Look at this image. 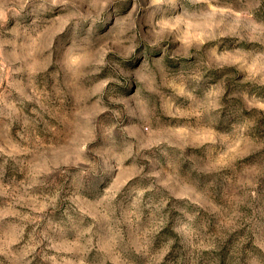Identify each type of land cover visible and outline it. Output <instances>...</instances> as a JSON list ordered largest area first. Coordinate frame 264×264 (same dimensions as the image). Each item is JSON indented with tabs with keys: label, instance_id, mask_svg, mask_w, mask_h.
Masks as SVG:
<instances>
[{
	"label": "rangeland",
	"instance_id": "1",
	"mask_svg": "<svg viewBox=\"0 0 264 264\" xmlns=\"http://www.w3.org/2000/svg\"><path fill=\"white\" fill-rule=\"evenodd\" d=\"M0 264H264V0H0Z\"/></svg>",
	"mask_w": 264,
	"mask_h": 264
},
{
	"label": "clouds",
	"instance_id": "2",
	"mask_svg": "<svg viewBox=\"0 0 264 264\" xmlns=\"http://www.w3.org/2000/svg\"><path fill=\"white\" fill-rule=\"evenodd\" d=\"M52 3H56V0H52ZM0 61H2V53H0Z\"/></svg>",
	"mask_w": 264,
	"mask_h": 264
}]
</instances>
